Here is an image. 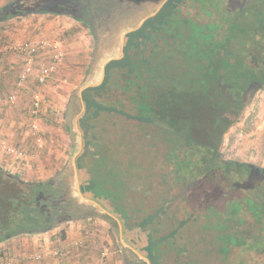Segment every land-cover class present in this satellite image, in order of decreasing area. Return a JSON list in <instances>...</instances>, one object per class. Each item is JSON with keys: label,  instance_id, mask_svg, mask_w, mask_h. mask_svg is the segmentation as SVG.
<instances>
[{"label": "trees", "instance_id": "trees-1", "mask_svg": "<svg viewBox=\"0 0 264 264\" xmlns=\"http://www.w3.org/2000/svg\"><path fill=\"white\" fill-rule=\"evenodd\" d=\"M155 1L111 0L105 5L101 0L99 2L98 0H16L3 8V10H0V24L10 22L13 19L47 13L72 16L90 27L89 24L91 22L107 23L98 14L113 13L114 17H117L122 6H126L127 10H132L147 3L153 4ZM184 1L170 0L157 16L149 19L139 30L128 34L126 39L127 48L124 50L125 57L121 60L112 61L107 65L105 81L101 86L90 88L84 92L86 111L80 119V127L85 131V149L77 160L82 174V191L104 209L107 211L111 210L112 213L117 215L123 224L124 237L128 244L141 246L142 249L148 252L152 264H164L160 255V245L166 240L167 242L171 241V245L175 246L179 240L187 239L183 238L187 236L185 228L190 224L198 227V215L194 212L189 215L188 219L178 220L176 227L170 230L169 233L156 238L155 234L158 230L156 229L154 232L153 229H150L148 231V228L155 219H158L156 226H159L164 221V215L173 203L171 196L163 199L160 211L159 209L155 210V213L149 218L140 222L135 221L123 211L125 210L123 207L128 206V202L125 200L127 195L125 190L128 191V186L126 188L127 181L139 182L140 177L132 174L130 170L136 165H131L130 162H126L125 168L121 170L120 167L123 162L119 160V157L125 152V142L127 143L128 151L131 153L134 150L130 147L133 146L134 148L135 144L141 141L142 135L140 133H143V136L145 135L146 137L149 135L147 126L154 123V115L150 114L153 109L151 104L145 103L143 106L141 101L138 100L136 93L131 96L133 100L131 110L125 111L120 105L122 97L131 93L133 86L136 85L137 78H141L142 72L139 58L144 46L147 44L148 38H151L147 34V28L157 24H165L166 18L172 23L177 20L180 21L182 17H180L179 12L181 11V4L186 2ZM89 3L93 4L90 5ZM257 3H259L258 10L256 13L251 14L253 5ZM103 7L104 9L98 10ZM91 8L95 11L91 10ZM232 12L238 14L244 21H253V18L256 17L259 29L264 31V0H234ZM132 13L129 11V14ZM169 13H172V16L168 17ZM206 14L209 15L208 13ZM182 24L187 27V23L182 21ZM195 26L200 33L198 25ZM193 27L194 25L190 29H194ZM213 27L221 28L217 27V25ZM240 27H243L241 28L243 30L246 29L244 26ZM192 34L196 33L192 32ZM207 34L212 38L214 37L210 32ZM254 35L255 33H252V36ZM257 35L261 37L259 39L254 38L258 48L253 52H248L249 59L247 60L250 65L249 67L247 65L244 69L239 68L234 56L228 50V47H224L223 42L216 47V44L210 39L207 43L203 42L202 46H191L192 53L187 54L186 57L192 63L195 71L192 69L190 78L192 80L197 77L200 80L199 83L192 87L209 92L213 90V87L209 85L211 81L208 78L210 77L211 80L219 79L218 75H209L208 77L204 75L199 69V63L194 62L195 53L198 55L195 58L200 59V61L213 60L214 63L222 64L220 72L224 71L225 68L229 69L230 71L226 74V77L232 78L231 80H233V77L235 78V74L231 70L239 68L236 76L238 78V88H233L234 101L239 100L251 85L261 84L264 86V48H261V46L264 47V33L258 32ZM229 37L230 35L225 36L227 43H229L231 38ZM152 56H154L153 53ZM174 61L176 62V59ZM150 64L149 61L145 60L146 69ZM147 70L149 76L152 77V68ZM241 72H243V75ZM225 80L223 78V83L228 82H225ZM109 91L110 93H107ZM190 93L194 95L189 102L183 98L179 101L177 97H180V95L178 94L177 97H173L171 102H164V111L161 112V115L162 119H169L171 133L175 136L182 135V142L185 143V147L190 148V155L199 159L197 163L183 161L184 165L175 161V165L173 164L175 169L167 178L171 182L182 180L187 183L204 179L207 183H211L212 187L204 188L202 191L204 197L199 200L198 204L196 202V207L198 210H202L204 207H210L214 201L222 200L223 210L221 211L223 214H227L229 217L228 221L233 220L239 210L245 205L255 220L256 235L251 225L243 228L241 226L242 222L238 221L236 225L230 228V232L227 235L226 233L223 234L226 237L224 239L226 247H220L219 251L222 252L225 259L228 255L235 256L234 261L236 260L237 251H251L255 253L252 264H264V180L260 186L250 190L234 186L235 183L247 181L251 176L249 174L258 170L261 171V169L250 164L225 160L221 152L225 143L223 141L224 136L240 120L244 109L243 104H240L239 101L229 102L227 99L210 101V99L205 97L195 96L197 93ZM110 95H113L114 101L110 98ZM221 98L224 97L221 96ZM168 104L169 107L167 106ZM138 115L145 117V119L139 120ZM184 115L186 121L183 124L191 126L187 130L181 128L182 126L180 125ZM195 122L198 123L200 129L205 125L207 132L194 130ZM117 126L122 129L127 127L129 130L124 133L121 129L120 133L115 134L114 130ZM176 149L179 150L180 147L178 146ZM129 165H131L130 169ZM183 167L186 168L184 169ZM128 169L129 173H125ZM186 170L190 172L187 173L185 172ZM113 172L115 177L110 178L108 174ZM63 192L54 184L53 180L48 182H28L0 167V245L20 236L46 233L62 223L86 220L94 215L95 208L92 207L93 211L85 209L86 207L79 205L77 201L69 197V194H64ZM178 195L180 194L175 195L174 199L178 198ZM182 196H184V193H182ZM237 198H239L238 201H236ZM68 200H71L70 203ZM130 201L132 200L130 199ZM227 207H232V209L228 210ZM75 210L81 211L83 214L76 216L77 214L75 215L73 212ZM103 219L107 220V217ZM222 225L225 226V221L219 225L211 221L207 227L204 226L202 229L205 232L218 227L222 232L224 229ZM220 236L223 239L221 233ZM190 242H193V249L189 246ZM202 243L201 237L196 240L194 237L192 240H188L187 249H180V251H187L185 252L187 254H199V246ZM244 262L241 261L239 264Z\"/></svg>", "mask_w": 264, "mask_h": 264}, {"label": "rangeland", "instance_id": "rangeland-1", "mask_svg": "<svg viewBox=\"0 0 264 264\" xmlns=\"http://www.w3.org/2000/svg\"><path fill=\"white\" fill-rule=\"evenodd\" d=\"M185 1H184L185 3H182L181 4L182 6L180 7L181 9L180 17H182L180 18V20L182 19L183 22L187 23L186 26L188 28V31L189 30L191 31L190 34L191 39L188 41L187 46H202L203 42L207 43L210 39L213 43L216 44V47L220 45L219 43L223 42L224 47H228V50H230V52L234 56V59L237 61V65L239 66L240 69L246 68L247 65L249 67L250 63L247 60L249 59L248 52H253L258 48L254 38L255 37L256 39L261 38L259 35H257L258 32L264 33V31L259 29L260 27L258 26V21L256 20V17L253 18L254 19L253 21L242 20L238 14L232 12V3H234V0H231L232 2L230 0H185ZM258 8H259V3L253 5L251 14L256 13ZM206 13H208L209 15H207ZM11 21L18 22L17 20H11ZM71 23L72 20L70 21L64 20L63 27L59 26L57 32L54 31L53 32L54 34L50 33V35L40 39V41L38 42L32 41V43L35 44L36 47L41 48V46H37L38 43H40L41 41L46 40L48 42H55L56 40L55 38L58 37L57 41L59 44H61L64 53V59L62 62V64H64L66 60V51L62 43L63 42L69 43V40L74 39V43L73 42L71 43V49L72 48L74 49L71 52V56L70 55L67 56L70 57L68 62L69 72L71 71L70 65H76L77 68L78 65L82 64L83 66V64H85L84 68L79 67V73L77 74L79 78L78 80L79 82L76 86L78 88L84 82L86 75L88 73V69L93 59L95 44L93 40L88 42L87 41L81 42V39H83L81 37V34L80 35L73 34L74 37L72 36L67 37L66 35L68 31L69 29H71L69 28V25H71ZM193 25H194L193 27L194 29L192 28L190 29V27ZM195 25H198L197 27L200 29V33L197 31ZM214 25H217V27H221V28L217 29L216 27H213ZM5 26H6L5 30L11 28V26L9 25H5ZM240 26H244V28L246 29L243 30L241 29L243 27ZM5 30H3V32L0 30L1 31L0 35L4 38L3 39V41L5 40L4 42L7 41L8 39L7 35H9ZM192 32H195L196 34H192ZM209 32L214 35L213 38L207 34ZM232 33L233 35L231 36ZM252 33H255V35L252 36ZM229 35L231 38L229 37L230 38L229 43H227V39L225 38V36H229ZM79 37L81 38L79 39ZM261 48L264 47L261 46ZM78 49L83 50L84 53L80 51L77 52ZM146 56L149 57L150 54L147 52ZM221 65L220 63H216L217 72H219L218 76H223L220 79L221 80L220 85L229 86L232 89L233 88L237 89L238 78L236 76L238 75L239 68L237 70L236 69L231 70L235 74V78L233 77V80H231L232 78L229 79L226 77V74L230 71L229 69L225 68L226 71L224 69V71H222L223 75L221 74L220 72V70L222 69ZM76 68L74 70L75 74L77 72ZM241 74L243 75V72H241ZM223 78L224 80L226 79L225 82L228 81L227 83L229 84L223 83ZM28 84L26 87H28ZM20 93L21 91L18 94V99ZM41 96L43 97V95ZM112 97L113 95H110V98ZM49 98L52 97L49 96ZM18 99L15 104L11 105V107L17 106ZM50 100L51 102H53L52 99ZM132 101L133 100L131 98V93H128L126 96L122 97L120 107L122 106L125 111L131 110ZM54 105L52 107H54ZM205 105H207V103H205ZM53 112L54 111H52L51 113ZM84 112L85 111L83 112L79 111L74 115V123L72 125L74 130H76L77 128L81 130L80 118L83 116ZM138 116H139V120L145 119V117L143 116L140 115ZM47 117L48 120L52 122L51 125L56 126L58 129L65 128L66 135L69 134L68 130H66V126L67 125L69 126V123L67 121V113L65 111H63L60 115L56 113L53 116L48 115ZM147 127H148L147 131L149 132V135H147L149 142L143 137H141L140 138L141 141L137 142L135 146H137L138 144L143 149L142 150L143 152H147L148 151L147 147L148 148L151 147L150 144L152 141L154 147L155 160H156L154 172H151L149 170L148 165L145 164H143L142 166L134 167L130 170L132 173H134V170H141L139 177L142 181L140 179L139 182L127 181L126 188L128 186V191L125 190V193H127L125 200H127L126 202H128V206L123 207L125 209L123 211H125L128 216H131V218L135 219V221L140 222L146 218H149L153 213H155V210L159 209L160 211L162 207V203L164 201L163 199L171 196L173 198V203L171 204L170 209L164 215V221L160 223L159 226H156L155 224L158 222V219H155V221L148 228V231H150V229H153L154 232L156 231V229L158 230L157 233L155 234L156 238L169 233L170 230L176 227L178 220L180 221L186 220L189 218V215H192L194 212H196V215H198L197 216L198 227L192 226V224H190L188 226L190 228L188 227L185 228L187 236L183 238L184 239L187 238V239L185 240L182 239L183 241L179 240L178 243L175 244V246L171 245V241L167 242L166 240L164 241V243L160 245V255L162 262L164 264H239L241 261H245L243 264H252L253 257L255 255L254 252L237 251L236 260L234 261L235 256L230 254L231 256L228 255V257H226L225 259L223 257L222 252L219 251L220 247L223 248L226 247L224 240L226 237H224L223 234L226 233L227 235L230 232V228L233 227V225H236L238 221L242 222L241 226L243 228L244 226L251 225L254 229L253 230L254 234L256 235L257 227L254 226L255 220L253 218V215L247 209V207L244 205V207L241 208L239 212L236 214L235 218L230 221H228L229 217L227 216V214H223L221 211L223 210L222 200L214 201L210 206L211 209H209L210 207H204L202 210H198L196 207V202L198 204L199 200L204 197L202 191L204 190V188L208 189L213 185L211 183H207V181H205L204 179H198L197 181L194 182L191 181L186 183L182 180L180 181L176 180L175 182H171L170 180H168L167 177L173 173L175 169L174 166L175 161L178 162L179 164L182 163L181 165H184L183 161H187L189 163H197L199 158L192 157L190 155V148L188 147L180 148L179 150L175 148H170L169 154L166 157L164 155V151L163 154L158 153L156 150V143L153 139V129L151 128L152 126H147ZM199 127L200 126L198 125V123L195 122V126H193V129H199ZM121 129L122 128L117 126L116 129L114 130V133L115 134L120 133ZM200 130H202L203 132L204 131L207 132L205 125ZM30 134L33 143L36 146L35 148L39 149L40 152L41 151L43 152L46 148V136H43V134L41 133L44 146L42 149H40L37 146L36 139L33 136V132L31 131ZM75 136H76V151H75V147L73 148L72 146H69L70 143L67 146V154L70 159L73 157V155L76 154L80 155V152L82 153L81 150L82 146L80 148V144H81L80 135L77 134ZM224 142L225 143L221 152L225 160L235 161L241 164H250L255 166L256 168L264 170V86L261 87L260 91L257 93L253 101L248 106H244V109L240 116V120L235 126H233L230 129V132L225 136ZM127 152L128 151L125 149V152H123L119 157V160L124 164L121 165L120 167L121 170L125 168L124 166L126 161H130L129 159L131 158V154L133 151L131 153L130 152L127 153ZM131 165H129L130 166L129 169L131 168ZM183 168L185 169L186 167ZM129 169L128 171H125V173H129ZM185 172L188 173L190 171L186 170ZM79 173L81 174V172ZM113 174L114 172L112 174L109 173L108 176L110 178H114L115 174L114 175ZM142 175L145 176L141 177ZM80 176H81L80 178H82V174ZM241 181H243V179H241ZM182 193H184V196H182ZM177 194L180 195H178V198L174 199L175 195ZM130 199L132 201H130ZM238 200L239 198L236 199V201ZM227 201L229 202V200ZM82 206L86 207L85 209H89L91 211H93L94 208V207L92 208L93 205L89 206L86 204ZM227 209L231 210L232 207L231 208L227 207ZM73 212L75 215L77 214L76 216L83 214L81 211L78 212L77 210ZM108 212H111V210H109ZM93 214L94 215H92L91 218L99 219V217L97 218L99 214H97L96 211H94ZM100 218H104V217H100ZM211 221L217 223L218 225L222 224L225 221V226L222 225L224 227L223 231L221 232V229L216 227L204 232V229H202V227L204 226L207 227V225L209 224V222L211 223ZM113 228L117 231L119 230L117 223L114 225ZM123 233H124V228H123ZM220 233L223 236V239H221ZM194 237L195 240L198 239V237H201L203 240V243L199 246L200 249L199 254H193V253L187 254L185 253L187 251H180V249L186 250L188 247L187 246L188 240H192V238ZM189 244H190L189 246L193 249L194 248L193 242L192 243L190 242ZM128 245L132 249V250L130 249L131 257H127L131 261L128 264H149L147 262V259L149 261L150 259L147 251L142 249L141 246H134L132 244H128ZM200 258L201 260H199Z\"/></svg>", "mask_w": 264, "mask_h": 264}, {"label": "crops", "instance_id": "crops-1", "mask_svg": "<svg viewBox=\"0 0 264 264\" xmlns=\"http://www.w3.org/2000/svg\"><path fill=\"white\" fill-rule=\"evenodd\" d=\"M15 1L0 0V10ZM13 20L18 22L11 21L12 23L5 22L0 24L2 32L5 30V25L11 26L10 29L5 30L9 34L6 42H4L5 40L3 41L4 38L0 35V52H2L0 54V95L3 98L10 97L14 92L17 81L25 71L27 63L26 55L11 52L9 50L10 47L16 44L32 43V41L38 42L40 39L50 35V33L54 34V31L57 32L59 26L63 27L64 20H72L71 25H69L71 29H69L67 37L81 34L83 38L81 42L93 40L95 44L92 29L72 16L45 13ZM55 39V42L58 43V37ZM72 42L74 43V39L69 40V43H62L66 51L65 63L60 65L57 72L44 85L38 84V74L42 65L51 62L53 52L43 47L36 48L33 53L34 74L28 82V87L26 85L21 90L17 106L0 105V167L28 182L54 181L71 160L67 154L68 144L70 143L69 146L75 147L76 151L75 135H80V148L82 146L80 155L83 154L85 149V131L77 128L76 130L73 129L72 132L66 124V130L69 133L66 135L65 128L58 129L56 126L51 125L52 122L47 117L56 113L60 115L63 111L67 113L68 106L79 82L77 75L79 67L84 68L85 66V64L83 66L80 64L76 68V65H70L71 71L69 72L68 62L70 57L67 56H71V52L74 49H71ZM79 51L84 53L81 49L77 50V52ZM74 67L77 70L76 74ZM36 91L43 95L38 118L40 131L43 136H46V148L43 152L41 151L42 153L35 148L36 146L30 134L32 131L30 110L33 93ZM49 96L52 98H49ZM53 105L54 107H52ZM52 111L54 112L51 113ZM128 130L129 128L126 127V129L124 128L121 131L126 133ZM140 135L149 142L148 137L143 136V133H140ZM150 145V148L147 147V152H143V149L138 144L134 148L131 146L130 148L134 151L131 154V160L126 162H130L136 167L143 164L148 165L149 170L154 172L156 160L152 141ZM11 146L23 151L25 156L21 158L10 155L7 152V148ZM125 146L128 151L126 142ZM80 155H77V160ZM79 172L80 169L77 164L75 171L69 172L62 180L59 179L57 187L64 191V194H68V190L74 189V186L76 188L81 183V174ZM140 173L141 170H134L132 174L140 176ZM143 176L145 175L141 177ZM83 195L93 203H97L87 197L85 193ZM84 203H89L87 204L89 206L92 204L88 201ZM92 207L95 208L94 211L96 213H99L98 217H107V220L103 218H88L86 220L68 221L46 233L24 235L6 241L0 245V264H95L104 254L107 255V259H105L103 264H128L131 262L127 258L121 244L122 240L127 243L124 238L122 222L117 215L108 212L102 206V211L104 209L106 212L96 210L95 205ZM116 223L119 227L118 231L113 228ZM36 257H40V259L37 260Z\"/></svg>", "mask_w": 264, "mask_h": 264}, {"label": "flooded vegetation", "instance_id": "flooded-vegetation-1", "mask_svg": "<svg viewBox=\"0 0 264 264\" xmlns=\"http://www.w3.org/2000/svg\"><path fill=\"white\" fill-rule=\"evenodd\" d=\"M110 1L111 0H101V2H103V4L105 5ZM89 4L91 5L93 3ZM101 9H104V7L99 8L98 10ZM91 10L95 11L92 8ZM170 16H172V13H169L168 17ZM164 23L165 24H157L156 26L147 28V34L150 35L151 38H148L147 44L144 46L141 52L139 61L141 64L142 75L141 78H137L136 85L133 86L134 88H132L131 96H134L136 93L138 100L141 101L143 106L145 103H147L151 104V106L153 107L150 114L154 115V123L150 124V126H152L153 128V137L156 143L157 152L163 154L164 151V155L166 157L169 154L170 148L176 149L178 146L180 148H185V143L182 142V135L175 136L171 133V125L169 124V119H162L161 112L164 111V102H171L174 96L177 97V94L180 95V97H177L179 101L183 98L184 100L189 102L190 98H192V96L194 95L190 92L197 93L195 96H198L200 98H211V100L213 101L224 100L227 98L223 95V90L220 88L221 76H219V79L216 80H211L210 77L208 78L209 81H211L209 85L213 87L212 91L204 92L201 90H197L196 87H192L193 85L199 83L200 80L197 77H194L191 80L190 76L192 74L190 72H192V69L193 71H195V68H193L192 63L188 61V57H186L187 54L192 53V48H190L191 46H187L188 41L191 39V31H188V28L184 27V25L182 24V19L179 22L175 21V23H172V21L170 22L168 21V18H166ZM126 48L127 42L125 44V50ZM151 50L154 56H152ZM147 52L150 54L149 57L146 56ZM194 56H198L197 53H195ZM124 57L125 53L123 58ZM195 57L194 62L197 64L199 63V69L204 73L206 77H208L209 75H218L219 72H217L216 63H214L213 60L200 61V59L198 60ZM174 59H176V62L174 61ZM145 60L151 63L150 66L147 67V69L152 68V77L149 76L148 70L146 69ZM107 93H110V91ZM227 93L231 94L233 97V101L227 99L229 102L234 103L236 101H239V103L241 104L243 94L241 96V99L234 101L235 95L233 93V89L229 87ZM221 96L224 98H221ZM167 106L169 107V104ZM185 115L180 125L182 126L181 128L187 130L188 128L190 129L191 126H186L185 124H183L186 121ZM194 130H200V128ZM183 133L185 132L183 131ZM225 136L223 141H225ZM263 172L264 170L262 171V169L261 171H255V174H257L256 177H259L261 174H263ZM250 175L251 174H249V176Z\"/></svg>", "mask_w": 264, "mask_h": 264}, {"label": "water", "instance_id": "water-1", "mask_svg": "<svg viewBox=\"0 0 264 264\" xmlns=\"http://www.w3.org/2000/svg\"><path fill=\"white\" fill-rule=\"evenodd\" d=\"M169 1L170 0H156L153 4L147 3L142 7H137L132 10H127L126 6H122V8L119 10V13L117 14V17H114L115 15L113 13H104L103 15L98 14L100 18H103L107 23L104 22V24H99L91 22L89 24L94 34L95 47L93 59L88 69L86 78L74 92L67 109V121L72 131L74 115L77 112H83L86 109L84 102V92L90 88L99 87L104 83L107 65L112 61L121 60L124 56L123 49L128 34L139 30L149 19L157 16ZM129 11L133 13L129 14ZM261 87V84L251 85L243 93L241 103L244 106H248L260 91ZM220 88L223 90V95L230 101H233L232 95L227 93L229 87L221 85ZM77 164L78 163L76 155L71 158L70 162L65 167L63 172L53 181L54 184L58 186L59 179L62 180L65 175H68L69 172L75 171L77 168ZM256 176L257 174H255V172H252L247 181L242 183H235L234 186L244 190L257 188L264 180V174H261L259 177ZM80 184L79 186L77 185L76 188L74 186V189L68 190V194L70 195L69 197H71L74 201H77L79 205H86L84 202L88 201L92 203L91 205H95L98 211H105L104 209L102 211V208L99 204L93 203L83 195L81 190L82 187ZM70 201L68 200L69 203ZM121 244L123 249L125 250V254L127 255V257H131V247L124 240L121 241ZM147 262L151 264L148 259Z\"/></svg>", "mask_w": 264, "mask_h": 264}, {"label": "built area", "instance_id": "built-area-1", "mask_svg": "<svg viewBox=\"0 0 264 264\" xmlns=\"http://www.w3.org/2000/svg\"><path fill=\"white\" fill-rule=\"evenodd\" d=\"M37 46L50 49L53 52V57H52L51 62L45 65H42L40 68L39 74H38V79H37L38 84L44 85L51 78V76L55 74L57 70L59 69L64 59V53H63L61 45L57 42H48L45 40V41H41L40 43H38ZM36 48L38 47H36L35 44L33 43L16 44L9 48L11 52L26 55L27 63H26L25 71L19 77L16 88L14 92L10 95V97L3 98L0 95V105L15 104L18 99L19 92L22 89H24L25 86L28 84L30 78L34 74L35 66H34L33 53ZM0 54H2V52H0ZM41 99H42L41 93L39 91H36L32 98V105H31V110H30L31 129L33 132V136L36 139L37 146L40 149H42L44 146L41 133H40V127L38 124V118L40 115L41 103H42ZM7 152L10 155L15 156V157L22 158L25 156V153L23 151H20L19 149L12 147V146L7 148ZM36 259L39 260L40 257H36ZM105 259H107L106 254H104L103 257H101V259L95 264H103Z\"/></svg>", "mask_w": 264, "mask_h": 264}]
</instances>
